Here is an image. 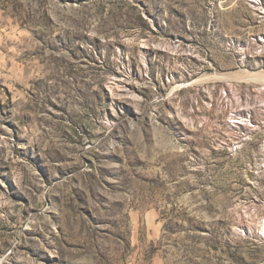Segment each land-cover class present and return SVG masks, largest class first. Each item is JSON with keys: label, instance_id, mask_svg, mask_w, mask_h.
<instances>
[{"label": "rangeland", "instance_id": "374dc122", "mask_svg": "<svg viewBox=\"0 0 264 264\" xmlns=\"http://www.w3.org/2000/svg\"><path fill=\"white\" fill-rule=\"evenodd\" d=\"M256 72L264 0H0V264H264Z\"/></svg>", "mask_w": 264, "mask_h": 264}, {"label": "bare ground", "instance_id": "6f19581e", "mask_svg": "<svg viewBox=\"0 0 264 264\" xmlns=\"http://www.w3.org/2000/svg\"><path fill=\"white\" fill-rule=\"evenodd\" d=\"M239 78H245L247 80L253 79L256 82H264V74L262 73H248V74H240ZM244 80V79H243ZM261 233L264 236V223L261 226Z\"/></svg>", "mask_w": 264, "mask_h": 264}]
</instances>
